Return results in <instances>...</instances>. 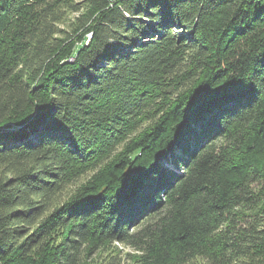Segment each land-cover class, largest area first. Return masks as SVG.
I'll use <instances>...</instances> for the list:
<instances>
[{
    "label": "trees",
    "instance_id": "trees-1",
    "mask_svg": "<svg viewBox=\"0 0 264 264\" xmlns=\"http://www.w3.org/2000/svg\"><path fill=\"white\" fill-rule=\"evenodd\" d=\"M116 242L264 264V0H0V264Z\"/></svg>",
    "mask_w": 264,
    "mask_h": 264
},
{
    "label": "rangeland",
    "instance_id": "rangeland-1",
    "mask_svg": "<svg viewBox=\"0 0 264 264\" xmlns=\"http://www.w3.org/2000/svg\"><path fill=\"white\" fill-rule=\"evenodd\" d=\"M81 1L82 0H78L79 3ZM68 5H69L68 2H66L63 5H60L62 11L59 12L60 14L59 17H61V20L58 26H60L62 29H68V23H70L78 14V12H72L71 9L67 8ZM72 188H74V186H72L66 192V194L70 193L72 191ZM109 253L120 254V256H116V254H114V256H116V261L118 264H133L135 258L137 259L139 255V253L135 252L132 248L125 246L119 242H116L114 244L111 243L108 245L107 249L102 250L100 253H97V255L94 258L96 261V264H106L109 261L108 260V256H110Z\"/></svg>",
    "mask_w": 264,
    "mask_h": 264
}]
</instances>
